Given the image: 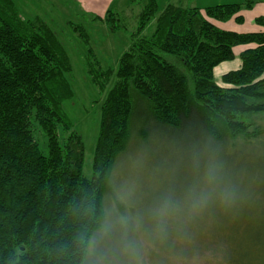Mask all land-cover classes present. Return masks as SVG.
I'll list each match as a JSON object with an SVG mask.
<instances>
[{"label":"trees","instance_id":"16d2710c","mask_svg":"<svg viewBox=\"0 0 264 264\" xmlns=\"http://www.w3.org/2000/svg\"><path fill=\"white\" fill-rule=\"evenodd\" d=\"M257 1L158 7L145 0L115 71L101 70L88 49L86 72L105 97L85 176L83 140L63 107L73 96L68 55L45 21L0 0V264H84L128 139L133 96L157 124L183 130L195 123L214 142L247 133L243 116L264 113V30L235 32L216 22H241L240 11ZM80 14L111 30L124 27L112 9ZM255 21L264 27V17ZM70 28L87 42L79 25ZM242 45L252 46L239 52V68L217 82L214 68Z\"/></svg>","mask_w":264,"mask_h":264},{"label":"rangeland","instance_id":"374dc122","mask_svg":"<svg viewBox=\"0 0 264 264\" xmlns=\"http://www.w3.org/2000/svg\"><path fill=\"white\" fill-rule=\"evenodd\" d=\"M13 1L24 17L45 21L68 55L73 96L63 107L82 137L89 176L105 93L86 72L88 49L101 70L115 71L145 0L114 3L124 25L114 30L82 16L73 0ZM156 1L162 7L217 0ZM70 24L82 28L87 42ZM251 24L236 25L250 31ZM133 101L128 139L112 166L104 218L84 264H264V113L243 116L247 133L214 142L193 122L183 130L155 123L147 103L136 95Z\"/></svg>","mask_w":264,"mask_h":264},{"label":"crops","instance_id":"0c3cea01","mask_svg":"<svg viewBox=\"0 0 264 264\" xmlns=\"http://www.w3.org/2000/svg\"><path fill=\"white\" fill-rule=\"evenodd\" d=\"M77 4H79L80 8L84 11L94 13L96 15L102 16L105 14V12L108 9H113L112 7L115 5L114 3H117L118 0H75ZM232 0H227L226 2H222V0H217L212 5L217 4H232V3H242L240 2H231ZM212 5H206V6H212ZM197 7H206L204 5H192ZM116 7V6H115ZM242 17L241 22L235 21V19H230L226 22H216L217 26H219L222 29L235 31V32H260L264 30V27L256 23V18L258 17H264V0H258L253 4V6L250 9H244L241 10L239 13ZM253 21L254 25H250V31H246L239 27L236 24H240L244 26L246 23H249ZM252 45H242V46H236L234 48L235 58L230 61H225L220 63L218 66L214 68V78L216 75H222L226 73L227 71L234 70L239 68L240 66V60L238 58L239 52L244 50L245 48L251 47ZM221 77V76H220Z\"/></svg>","mask_w":264,"mask_h":264}]
</instances>
